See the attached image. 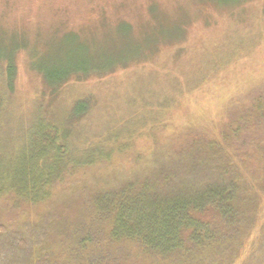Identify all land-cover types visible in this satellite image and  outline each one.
I'll list each match as a JSON object with an SVG mask.
<instances>
[{"label": "trees", "instance_id": "16d2710c", "mask_svg": "<svg viewBox=\"0 0 264 264\" xmlns=\"http://www.w3.org/2000/svg\"><path fill=\"white\" fill-rule=\"evenodd\" d=\"M0 68L12 86L14 56L1 55ZM89 69L43 79L56 94ZM258 92L232 103L217 138L190 134L144 155L113 137L75 153L69 140L87 99L56 121L40 116L12 156L0 147V264H264Z\"/></svg>", "mask_w": 264, "mask_h": 264}, {"label": "rangeland", "instance_id": "374dc122", "mask_svg": "<svg viewBox=\"0 0 264 264\" xmlns=\"http://www.w3.org/2000/svg\"><path fill=\"white\" fill-rule=\"evenodd\" d=\"M1 55L16 68L8 88L0 68L9 156L40 116L56 121L81 99L75 153L113 137L144 155L190 134L217 138L235 100L263 93L264 0H0ZM88 68L56 94L43 79Z\"/></svg>", "mask_w": 264, "mask_h": 264}]
</instances>
